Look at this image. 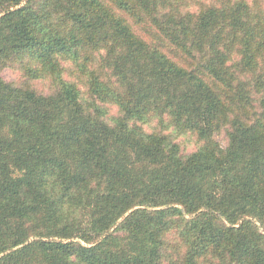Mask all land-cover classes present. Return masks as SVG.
I'll return each mask as SVG.
<instances>
[{"label":"trees","instance_id":"16d2710c","mask_svg":"<svg viewBox=\"0 0 264 264\" xmlns=\"http://www.w3.org/2000/svg\"><path fill=\"white\" fill-rule=\"evenodd\" d=\"M0 264H264V0H0Z\"/></svg>","mask_w":264,"mask_h":264},{"label":"rangeland","instance_id":"374dc122","mask_svg":"<svg viewBox=\"0 0 264 264\" xmlns=\"http://www.w3.org/2000/svg\"><path fill=\"white\" fill-rule=\"evenodd\" d=\"M3 76H4V78L7 81H10V82H17V83H21L22 82V78H21L19 72L15 71V70H13L11 68L4 69ZM148 130H150V129H148ZM178 140H179V142L181 141L182 149H183L184 153H189V152L194 150L195 144H194L193 141H189V140L185 141L182 138H179ZM219 140L222 143L225 142V138L223 137V134L219 136Z\"/></svg>","mask_w":264,"mask_h":264}]
</instances>
